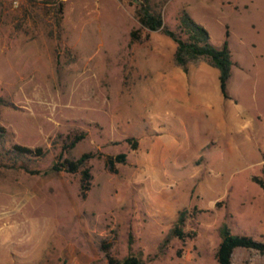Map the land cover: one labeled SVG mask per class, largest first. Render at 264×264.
<instances>
[{
    "label": "rangeland",
    "instance_id": "374dc122",
    "mask_svg": "<svg viewBox=\"0 0 264 264\" xmlns=\"http://www.w3.org/2000/svg\"><path fill=\"white\" fill-rule=\"evenodd\" d=\"M61 1L57 27L51 0H0V125L9 143L47 149L39 170L83 132L63 155L94 154L90 186L81 197L79 172L3 171L0 264H107L105 250L142 264H216L223 222L264 242V193L251 180L264 177V0H151L170 28L184 9L213 46L228 33L229 98L210 67L206 88L220 100L206 115L203 86L197 97L175 88L162 98L174 43L158 31L130 41L135 0ZM118 153L124 161L108 170L105 156ZM181 209L192 236L164 242ZM263 256L236 248L231 264Z\"/></svg>",
    "mask_w": 264,
    "mask_h": 264
},
{
    "label": "trees",
    "instance_id": "16d2710c",
    "mask_svg": "<svg viewBox=\"0 0 264 264\" xmlns=\"http://www.w3.org/2000/svg\"><path fill=\"white\" fill-rule=\"evenodd\" d=\"M51 13L54 24L60 27L62 1L51 0ZM133 14L138 22V29L129 31L130 41H141L148 38L149 31H158L164 36L171 39L174 43L172 52V62L178 66L182 71L186 72L189 65H195L198 62H205L209 66L217 70L218 89L223 98H229L227 93V81L230 77V68L232 65L230 50L227 43V31L224 32V39L218 47L213 46L209 42L207 31L198 23H196L189 14L181 9L177 15V23L174 28L168 27L163 23L161 14L155 10L151 5V0H135ZM140 30H144V35L139 34ZM0 104H7L0 99ZM10 133L0 125V177L5 170H22L28 174L47 173L50 171H65L69 173L79 172L80 196L84 197L85 192L90 186V173L86 162L89 158L93 157L92 152L81 153L76 158H68L63 154L68 153L75 144L84 136L83 132L75 134L67 143L61 145L60 150L56 154L55 160L51 165L44 170L33 168V164L43 158L47 149L40 146L29 147L18 143H9ZM130 142L132 148H135L136 141L131 138H126ZM125 159L124 153H118L114 156H105V163L108 170L114 168L115 162H123ZM251 180L255 182L264 193V177L260 178L252 176ZM192 214L188 213L186 209H181L177 213L176 220L171 228H169L164 242L170 237H177L184 239L191 237L192 232L183 231L182 227L185 220ZM218 233L220 240L215 249L216 264H230L231 254L234 248L243 247L255 249L258 253H264V242L256 241L247 235L232 234L228 226L223 222L219 228ZM264 238V220H263V233ZM179 253V251H177ZM104 256L107 264H142L139 257L129 254L121 259L113 258L107 250L104 251Z\"/></svg>",
    "mask_w": 264,
    "mask_h": 264
},
{
    "label": "crops",
    "instance_id": "0c3cea01",
    "mask_svg": "<svg viewBox=\"0 0 264 264\" xmlns=\"http://www.w3.org/2000/svg\"><path fill=\"white\" fill-rule=\"evenodd\" d=\"M210 67L211 66L203 65V64L197 65L196 71H195V73H197V77L191 81H187V80H185V73L186 72L182 71V69H180L178 66H175L173 64L171 66L170 70H168V72L169 73L171 72V73L160 77L159 81H158L159 85L163 88L162 98L167 100V98L170 96V92L174 91L175 88H179V97L180 98H186L188 96L197 97L198 95H197V93L195 94V89L197 87L203 86L204 91L202 90L198 94L201 97H203L204 106L202 107L201 110L206 115V113H208L209 111L212 110V108L214 106V100L216 101L215 103H217L218 100H220L219 98L214 97L212 95L209 88L208 89L206 88L208 86V84H210V83L212 85L214 84L215 74H214V71H212L210 69ZM211 77H212V79H211ZM187 100L188 99H185L183 102L184 108L193 109L190 104L186 105L188 103ZM183 103H181V104H183ZM236 248L241 249L243 247H236ZM236 248H234V249H236ZM243 249H249V248H243ZM230 264H231V261H230ZM252 264H264V256L262 258L256 257V259H254Z\"/></svg>",
    "mask_w": 264,
    "mask_h": 264
}]
</instances>
